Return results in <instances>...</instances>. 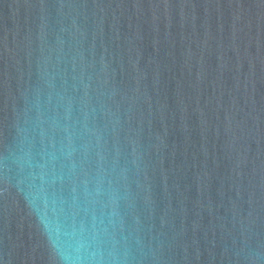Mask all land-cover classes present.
Returning <instances> with one entry per match:
<instances>
[{
    "label": "water",
    "instance_id": "water-1",
    "mask_svg": "<svg viewBox=\"0 0 264 264\" xmlns=\"http://www.w3.org/2000/svg\"><path fill=\"white\" fill-rule=\"evenodd\" d=\"M0 264H264V0H0Z\"/></svg>",
    "mask_w": 264,
    "mask_h": 264
}]
</instances>
